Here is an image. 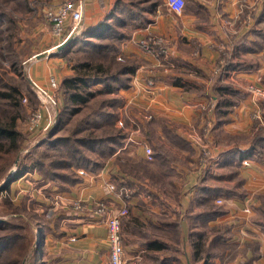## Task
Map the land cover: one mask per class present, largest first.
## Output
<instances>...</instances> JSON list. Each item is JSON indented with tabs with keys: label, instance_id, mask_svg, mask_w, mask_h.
Here are the masks:
<instances>
[{
	"label": "rangeland",
	"instance_id": "374dc122",
	"mask_svg": "<svg viewBox=\"0 0 264 264\" xmlns=\"http://www.w3.org/2000/svg\"><path fill=\"white\" fill-rule=\"evenodd\" d=\"M63 1L65 0H0V92L8 93L13 87L22 91L15 98L16 103H19L18 107H15L13 102L0 97V117L6 115L9 118L17 115V131L20 135V148L13 158H11L12 154L0 153V169L3 168L2 172L0 171V184L8 179L11 181L20 166L29 169V173L19 180L13 183L6 182V186L9 185V187L7 191L0 194V218H4V221L22 219L38 229L30 221L33 219L34 213L38 212L33 220L49 224L51 222L49 213L51 214L56 204L64 198V194L72 193L74 195L75 189L80 183H84L86 179L104 171L107 172L100 176L99 183H110V188L113 186L117 195L120 192L124 194L128 191L126 187L130 183L128 180L119 183L122 180V175L133 181L144 176L151 182L149 184L152 185L151 187H156L154 184L156 183L158 186L161 178L156 173V169L161 166L159 161L165 158L163 164L173 163L175 159L173 150L186 153L185 164L190 168L198 167V156L203 147L207 148L210 151L211 160L205 171H211L217 165L214 154L219 142L227 145L246 144L249 148L252 140L260 132L264 133V75L257 74L253 77L255 82L244 83L241 93H232L236 94L234 97H242L244 101L248 100L243 110H240V121H242L243 127L240 133H216L214 129L215 114L219 98L215 93H211L214 98L210 94L212 97H208V103L202 106L203 108L200 105L196 107L199 110L198 118L188 127H184L186 129L183 130L184 141L180 139L181 145H176L177 147L169 140L172 128L164 125L162 121L159 122L161 116H157L155 107L159 91L154 92L155 90H153L161 79L160 76H156L158 71L163 72L165 74L163 76L169 77L168 82L180 79L179 76L170 75L176 74L173 65L183 69L179 74L183 77L181 81L185 83L184 85L189 84L190 88L199 85L200 88H196L198 94L204 92L206 88L224 85L221 80H225L224 68L230 67L228 56L230 46L241 42L245 44V40L240 34L253 24L264 0H240L236 17L233 20L223 19L231 43L226 44L221 41L208 45L210 50L217 51L218 56L213 62H204L207 66V71L204 74L194 70L192 65L183 60L185 58L172 60L171 50L177 46L153 30L142 40L130 42L132 36L142 28L143 22L146 21L144 7L150 4L163 5L161 0H110L112 6L109 9L104 8V13L94 22V24L102 22L105 27L109 28V31L101 38L92 40L98 43L99 48L90 46L87 52L80 53L79 50L70 51V59L67 60L56 56L58 52L55 51V47L62 44L63 39L53 34L52 25L46 20L44 10L58 6ZM251 2L255 4L251 5ZM111 11H114V14ZM91 24H87V26ZM120 36L122 39L118 38ZM247 46L249 47L248 44ZM180 50L184 55L192 54L195 57H200L201 47L198 44H183ZM40 54L47 56L35 60L34 57ZM250 57L243 59L241 66L244 67L248 61L256 64L264 63V60ZM111 58L114 59V62ZM261 58L263 57L261 56ZM190 61L196 63L199 59ZM83 62L103 64L107 72L113 71L111 74H114V77L109 78L105 84L110 89L107 90L103 84L90 85L88 90L97 91L96 98L81 107L82 110L78 115L67 118V115L64 114L60 117L59 113L64 104V97L58 89L50 85V77L54 80V84L59 86L65 76L74 75L72 68ZM235 65L231 67L235 68ZM237 65L239 64L237 63ZM125 67H131L133 71L130 74H123ZM137 73H140L142 80L141 85L136 88L134 78ZM115 77H119V83L114 81ZM29 79L36 87L30 84ZM197 80L199 83L196 82ZM150 82L151 84H149ZM130 89H137L139 92L131 93ZM36 91H39L41 95L38 96ZM226 98L230 100V94ZM218 111L220 112V110ZM98 117H104L106 122L104 123ZM86 123L92 125L89 130L84 129ZM114 135L120 136L118 139L122 143L108 158L93 151L91 148L97 150L100 149V146L87 140L88 138L104 139ZM60 139L61 141L58 142ZM141 143L148 144L153 153L155 152L157 155L156 160L153 155L154 162L152 161L153 164L151 162L155 167L154 171L145 168L148 164L144 158ZM104 145L111 146L112 143L108 142ZM129 146L130 148H128ZM139 148L142 151L141 156L130 154L132 150L136 153ZM103 151L107 150L103 148ZM125 151L124 156L122 154ZM256 151L260 156L256 155L252 160L263 162L264 145L257 146V150H253V152L257 154ZM113 157H116L115 160ZM137 159L138 162L145 163L146 166L141 167L137 163ZM246 161L243 160L242 163L246 164ZM12 170L14 173L10 177ZM231 176L235 178L234 183H221L220 190L210 192H222L225 194V198L230 197L229 203H224L221 196L217 194L205 205L213 211L236 212L235 204L230 203V200L235 195L241 196L242 185L244 192L247 191L248 195L252 196V201L243 210L248 222L252 220L253 223L260 226V229H264V191L244 188V183H238L243 179L240 174L231 173L229 177L231 178ZM93 182L96 183V179ZM131 183L133 182L131 181ZM181 184L185 185V183H177L178 186ZM225 189L229 191V197ZM218 199L221 202H217ZM97 204L94 207L97 208ZM71 209L73 210V208ZM44 213L48 215L45 216ZM252 213L257 214L255 218L247 216ZM242 221H244V217L243 220L228 221L226 229L223 226L209 229L218 234L209 242L205 237V243L202 244L200 252L212 256L227 254V264H232L237 257H242L238 264H264V231H261L263 235L260 238L249 237L246 233L249 228L245 227L246 230L240 231ZM33 232L32 238H29L27 231L19 232L25 235V240H31V244L26 252L19 251L11 257V261L22 257L21 264L28 263L33 253V244L36 241L37 245L40 243L41 233L38 237L34 229ZM224 233L228 238L223 241L221 237ZM230 239L234 241L229 243ZM200 241L202 240L200 239L199 243ZM166 253L164 252V254ZM247 253L249 254L247 255Z\"/></svg>",
	"mask_w": 264,
	"mask_h": 264
},
{
	"label": "crops",
	"instance_id": "0c3cea01",
	"mask_svg": "<svg viewBox=\"0 0 264 264\" xmlns=\"http://www.w3.org/2000/svg\"><path fill=\"white\" fill-rule=\"evenodd\" d=\"M239 1L185 0L184 9L180 14L170 11L164 5H147L144 7L146 21L132 36L130 42L142 40L153 30L177 46L171 50L172 60L185 58L183 60L192 65L194 70L204 74L207 71L204 62H213L218 56L217 51L210 50L208 45L221 41L226 44L231 43L223 19L233 20L236 17ZM254 4L251 2V5ZM111 6L110 0H85L84 28L87 24L96 22L105 9ZM244 30L240 35L243 36L245 44L241 42L230 46L228 54L230 67L224 68L225 80H221L224 85L206 88L204 92L198 94L196 88H200L199 85L190 88L189 84L184 85L185 83L181 81L183 77L179 73L182 68L173 65L176 74L170 75L179 76L180 79L171 80L172 82H168L169 77L163 76L165 74L158 71L156 76H160L161 79L153 89L154 92L159 91L155 105L156 114L163 119H159V122L162 121L164 125L172 128L169 140L174 146L181 145L180 139L184 141L183 130H186L184 127L197 120L199 110L196 107L207 104L208 97H212L211 93H215L219 98L215 114L216 133L235 134L242 131L240 110H243L248 100L234 97L236 94L232 93L242 91L241 88L246 82H255L253 77L257 74L264 75V63L256 64L248 61L244 67L241 66L243 59L251 58L250 56L264 60V3L253 24ZM183 44L200 45V57L192 54L184 55L180 50ZM191 59H199V61L195 63L190 61ZM233 65L235 68L231 67ZM141 80L140 73H137L134 78L136 88L141 85ZM196 82L199 83L198 80ZM130 90L135 94L139 92L137 89ZM228 94L230 100L226 98ZM217 146L214 154L217 165L211 171H205L208 167L202 170L196 166L189 168L185 164L186 153L179 150H173L175 157L173 163H164L166 164L164 166L165 158L160 159L161 166L156 169L157 175L161 176L158 182L160 184L158 186L154 184L158 188L151 187L152 185H149L151 182L144 176L133 181L122 175L123 181L130 182L126 186L129 197L124 201L110 188V183H99L100 176L107 171L80 183L75 189V194H64V198L56 204L50 214L51 222L48 224L40 249L44 264H109L105 223L113 212L119 211L124 205L128 210L127 215L121 218L125 264H227V254L222 253L221 257L204 255L200 252L205 237L209 242L218 234L209 229L220 226L226 229L228 221L243 220V217L244 221L240 224L241 227L239 226L240 231L249 228L246 230L249 237L260 238L264 229H260V226L252 220L248 222L243 210L252 201V196H249L247 191L244 192L242 185L241 196L235 195L230 200V203L235 204L236 212L210 210L205 204L213 198L208 194L220 190L221 183H234L235 178L229 177L231 173L243 177L238 183H244V188L264 191V161L259 163L252 160L257 155L255 153L243 159L241 153L248 149L246 144L227 145L219 142ZM125 154L126 151L122 155ZM130 154L141 156V148L136 153L132 150ZM115 158L113 157V160ZM243 160H247V165L242 163ZM137 163H139L138 159ZM131 176L133 177V174ZM94 179L96 183L93 182ZM177 183H185V185L178 186ZM199 190L200 193L197 194ZM225 191L229 197V191L226 189ZM217 194L224 203H229L230 197L225 198L222 192ZM74 202H79L80 207L75 208ZM99 202L103 203L105 208L103 212L98 213L94 205ZM256 215L252 213L247 216L255 218ZM225 235L226 233L221 237L223 241L228 238ZM200 239L202 241L199 243ZM233 241L230 239L229 243ZM240 258L242 257L235 258L232 264H238Z\"/></svg>",
	"mask_w": 264,
	"mask_h": 264
},
{
	"label": "trees",
	"instance_id": "16d2710c",
	"mask_svg": "<svg viewBox=\"0 0 264 264\" xmlns=\"http://www.w3.org/2000/svg\"><path fill=\"white\" fill-rule=\"evenodd\" d=\"M185 1V0H184ZM185 6V5H184ZM114 10H116V7H114ZM45 11V10H44ZM114 14V11H111ZM3 15V14H2ZM5 15V14H4ZM45 15V14H44ZM6 16V15H5ZM140 25V22H139ZM69 29V26L68 28ZM109 31V28L102 22L99 23H93L90 26H85V28L82 30V33L78 36H76L69 45H67L63 50L58 52L56 56H59L63 59H70L69 52L79 50L80 52H87L88 48L90 46H96V49L99 48L98 43H96V38H101L104 34H106ZM119 39H122V37H118ZM97 51V50H96ZM114 62V59L111 58ZM124 71L123 74H130L133 71V68L131 67H125L123 68ZM72 70L74 71L73 76H65L59 86H54L53 88H56L59 90L60 93H62L63 98V106L60 108L59 116L62 117L67 115V118H70L71 116L74 117L78 115L81 112V107H84L88 104V102L91 99L96 98L97 91H89L90 85L93 84H103V86L106 84L109 78L114 77V74H111L113 71H108L105 69L103 64L98 63H89V62H83L79 63L78 65H75ZM111 74V75H110ZM119 77H115L114 81L119 83ZM106 89L109 90L110 87L107 85ZM13 91V92H12ZM100 91V90H99ZM98 91V92H99ZM12 92V93H11ZM22 91L17 90V88L13 87L10 88V92L8 93H2L0 92V97L3 99H6L10 102H13L15 107L19 106V103H16V95L20 94ZM58 116V117H59ZM102 121H105L104 117H98ZM17 115H14L12 117H7L6 115L3 117H0V153H3L4 155L12 154V157L14 154L19 150V132L17 131ZM61 120V119H60ZM59 120V121H60ZM69 120V119H68ZM90 127H92L91 124L86 123V130H89ZM112 134H114V131H112ZM264 133L260 132L259 135H257L250 145V147L241 153V157H250L253 156V150H257V146L262 147L264 145ZM120 136L114 135L111 137H107L104 139H91L88 138L87 140L89 142H93L94 145L100 146V149L91 148L93 151L99 153L105 158H108L112 153H114L115 148L119 147L122 143V141H119ZM61 141L58 140V142ZM82 142V141H81ZM108 142H111L112 145H104L108 144ZM131 146V145H130ZM130 146L128 148H130ZM103 148H105L107 151H103ZM127 150V149H126ZM237 151V150H236ZM238 152V151H237ZM239 153V152H238ZM257 155L259 153L256 151ZM154 160H156V154L153 153ZM211 160V159H210ZM152 162V161H151ZM151 162L147 161V167H145L147 170H152L154 166H152ZM141 165V167L146 166L145 163H138ZM3 168L0 169L2 172ZM27 173H29V169L24 168L23 166L19 167L14 173L12 180L10 183H13L14 181L19 180L20 178L24 177ZM1 175V174H0ZM119 183H124L123 178ZM9 185H5V187L0 192L3 193L7 191ZM200 193V190L197 191V194ZM212 198H214L217 193L212 192L210 193ZM36 216L38 212L34 213ZM45 216L48 215L47 213H44ZM43 214V215H44ZM34 216L33 219L35 218ZM50 217V213H49ZM33 219H30V221L38 228L40 231V243L36 246V248L33 249V253L31 255L30 260L27 264H44L42 261V255H41V247H42V241L44 239V235L46 234V230H48V224L42 223L40 221H35ZM21 231H27L29 238H32L34 235L32 227L24 222L22 219L17 220H11V221H0V264H21V258H16L14 261H11L10 258L16 255L19 251H25L28 249V247L31 244V240L28 241L25 240V235H22Z\"/></svg>",
	"mask_w": 264,
	"mask_h": 264
},
{
	"label": "built area",
	"instance_id": "2783aa9c",
	"mask_svg": "<svg viewBox=\"0 0 264 264\" xmlns=\"http://www.w3.org/2000/svg\"><path fill=\"white\" fill-rule=\"evenodd\" d=\"M164 7L173 11L177 14L182 12L185 5L184 0H161ZM46 20L52 25L53 34L62 38L63 41L69 36L74 34H79L84 29V9L82 7L81 1L65 0L60 5L55 7H49L44 11ZM69 26V29L66 27ZM62 41V42H63ZM51 86H55L54 80H49ZM151 84V82L149 83ZM45 96V95H44ZM25 101V99H23ZM141 148L146 161H153V151L148 144L141 143ZM211 156L210 151L207 148H202V152L198 156V167L200 170L208 167ZM114 189V187H111ZM128 193V194H127ZM121 193L119 196L121 199L127 200L129 197V192ZM217 202H221L219 199ZM75 208L80 207L79 202L74 203ZM104 204H97V212H102L104 210ZM247 211V210H246ZM127 208L123 206L119 211L113 212L111 216L106 220V241L108 244V262L109 264H125L124 260V250L121 239V218L127 215Z\"/></svg>",
	"mask_w": 264,
	"mask_h": 264
},
{
	"label": "water",
	"instance_id": "95a60500",
	"mask_svg": "<svg viewBox=\"0 0 264 264\" xmlns=\"http://www.w3.org/2000/svg\"><path fill=\"white\" fill-rule=\"evenodd\" d=\"M81 4H82V7H83L84 12H85L84 0H81ZM75 35H78V34H74V35L69 36L66 40L63 41L62 44L56 46V47H55V51H56V52H59V51H61L63 48H65L67 45H69V44L71 43V41L75 38ZM46 56H47V55H45V54L36 55V56L34 57V59H35V60H40V59H42V58H44V57H46ZM28 81L30 82V84H31L32 86L36 87L35 84H33V83L30 81V79H29ZM36 92H37L38 96L41 95L39 91H36ZM41 97H42V96H41ZM41 97H40V98H41ZM13 173H14V171L12 170L9 176L11 177V176L13 175ZM10 177H9V178H10ZM6 182L9 183V182H10V179H8V180H6L5 182H2V183L0 184V192H1L2 189L5 187ZM0 221H4V218H0ZM27 223H28V224H29V225L35 230V234H37L38 237H39L40 231H38V229H35V227H34L30 222L27 221ZM38 241H39V240H38ZM36 245H37V241L35 242V244H33V246H32V250H33L34 248H36Z\"/></svg>",
	"mask_w": 264,
	"mask_h": 264
}]
</instances>
